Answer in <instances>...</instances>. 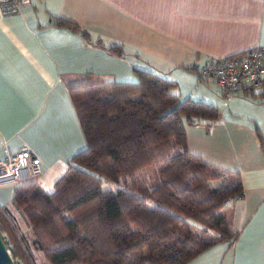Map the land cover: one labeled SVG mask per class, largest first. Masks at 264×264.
Masks as SVG:
<instances>
[{"label":"crops","instance_id":"crops-1","mask_svg":"<svg viewBox=\"0 0 264 264\" xmlns=\"http://www.w3.org/2000/svg\"><path fill=\"white\" fill-rule=\"evenodd\" d=\"M59 19L86 30L90 42ZM255 45H264V0H25L17 12L0 8V157L30 149L41 166L36 181L51 190L86 144L66 79L135 82V68L152 71L179 99L217 106L211 125H185L186 145L241 180V195L227 204L238 232L232 244L215 243L187 264H264V86L228 99L194 69ZM13 186L0 185V205L8 207Z\"/></svg>","mask_w":264,"mask_h":264},{"label":"trees","instance_id":"trees-1","mask_svg":"<svg viewBox=\"0 0 264 264\" xmlns=\"http://www.w3.org/2000/svg\"><path fill=\"white\" fill-rule=\"evenodd\" d=\"M58 21L90 42L86 30ZM135 72V82L90 73L66 79L86 144L51 190L33 179L14 184L11 201L25 230L0 205L13 261L32 264L37 250L49 264H187L215 243L232 244L238 232L225 201L241 195L239 173L191 152L185 137L186 124L211 125L217 106L179 99L164 77ZM104 180L127 188L103 189Z\"/></svg>","mask_w":264,"mask_h":264},{"label":"built area","instance_id":"built-area-1","mask_svg":"<svg viewBox=\"0 0 264 264\" xmlns=\"http://www.w3.org/2000/svg\"><path fill=\"white\" fill-rule=\"evenodd\" d=\"M24 3L25 0H0V8L3 12H17ZM194 69L200 78L212 79L229 99L239 91L264 84V45L229 56L206 57L202 63H195ZM40 174L39 158L28 148L0 157V185L37 180ZM235 198L229 197L226 204Z\"/></svg>","mask_w":264,"mask_h":264},{"label":"rangeland","instance_id":"rangeland-1","mask_svg":"<svg viewBox=\"0 0 264 264\" xmlns=\"http://www.w3.org/2000/svg\"><path fill=\"white\" fill-rule=\"evenodd\" d=\"M147 174H151L152 178H155V174H154V168L153 167H149L146 170ZM102 188L103 189H110L112 191H115L118 188H127V186L123 183L122 180L118 181V182H111V181H106L104 180L102 183ZM227 205V204H226ZM7 206L16 214L17 217V222L19 223V226L21 227L22 230H25L27 228V224L25 223V221H21V217L19 215L20 212H18V210L16 209V207L14 206V204L12 203L11 200H9V203L7 204ZM227 207V206H226ZM226 211V210H225ZM19 215V216H18ZM20 217V218H19ZM4 233V232H3ZM9 250V249H8ZM10 252V251H9ZM11 254V252H10ZM32 264H49L48 261L46 260V258L37 250H33L32 251ZM14 263L15 264H25L24 262H22L21 260H17L16 258L14 259Z\"/></svg>","mask_w":264,"mask_h":264},{"label":"water","instance_id":"water-1","mask_svg":"<svg viewBox=\"0 0 264 264\" xmlns=\"http://www.w3.org/2000/svg\"><path fill=\"white\" fill-rule=\"evenodd\" d=\"M0 264H15L0 234Z\"/></svg>","mask_w":264,"mask_h":264}]
</instances>
